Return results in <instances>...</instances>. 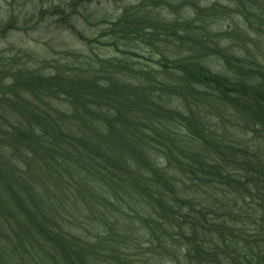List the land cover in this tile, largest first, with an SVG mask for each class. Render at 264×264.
I'll return each instance as SVG.
<instances>
[{
    "label": "trees",
    "instance_id": "16d2710c",
    "mask_svg": "<svg viewBox=\"0 0 264 264\" xmlns=\"http://www.w3.org/2000/svg\"><path fill=\"white\" fill-rule=\"evenodd\" d=\"M148 8L159 15V2L148 0L100 36L107 40L98 45L119 58H102L88 39L76 66L24 71L7 103L0 99V262L17 257L9 243L38 245L32 251L45 254L43 264L79 256L67 237L85 241L60 231L63 217H83L80 230L127 233L125 200L151 236L143 243L150 249L135 251L172 264H264V65L228 49L212 52L228 73L176 65L158 44L188 24L141 15ZM186 37L183 49L201 50ZM139 45L151 65L133 63ZM194 94L203 109L240 117L241 136L225 142L168 107L185 100L192 115ZM173 128L188 134L179 140Z\"/></svg>",
    "mask_w": 264,
    "mask_h": 264
},
{
    "label": "rangeland",
    "instance_id": "374dc122",
    "mask_svg": "<svg viewBox=\"0 0 264 264\" xmlns=\"http://www.w3.org/2000/svg\"><path fill=\"white\" fill-rule=\"evenodd\" d=\"M146 1L148 2V0H75L72 3L70 0H0V99L6 100L7 103L12 97L10 88L16 81L21 80L24 71L33 70L37 74L46 75L51 66L59 68L60 71L67 70L66 63L76 66V56H86L89 53V46L86 43L88 39L96 41L97 44L93 45V49L102 58H119L115 57L108 48L98 45L107 40L100 36L104 35L110 24H117L119 20L125 19L127 13L132 12L139 5H144ZM157 2L160 7L157 8L159 15L155 8H148L154 10H149L152 11L150 14L142 12L141 15L145 17L147 15L148 18L155 17V20L170 19L176 20L177 23L188 24L185 27L180 24L175 31L164 32L168 38L158 44L165 55L172 54L177 58L176 65L186 64L189 69L208 70L215 76L228 73V66L219 56L212 54L213 51L220 49L232 50L235 53L234 58H242L243 61L251 64L264 65V0H157ZM52 7H58L56 16L52 14ZM58 17H62L61 23ZM259 24L261 25L258 27ZM253 25L258 31L252 27ZM175 33L182 38L181 41L175 37ZM186 34V38H195V41L199 42L201 50L196 46L188 52L181 47L180 44ZM186 40L185 44L190 47L191 42ZM136 52L139 57H132L133 63L151 65L150 61L144 59L148 58L145 46L139 45ZM247 54L250 60H245L243 57ZM173 66L172 64L170 68ZM192 97L194 100L190 107H195L194 105L197 104L198 108L195 107V110L200 111L201 117H198L195 110L192 115L189 113L191 108L185 100L172 101V105L168 107L177 108L182 119L196 120L197 123L202 124L205 132L214 134V137L224 138L225 142H228L232 136H241L243 126L238 124L241 118L236 117L233 111L228 110L223 114L215 113L210 108L205 110L200 104L201 97L196 94ZM222 119L224 120L221 121ZM252 130L250 127L248 134H251ZM172 131L171 134H180L179 140L184 138L182 134H188L176 128ZM126 202L123 201L125 211L122 219L125 222L128 220V228L129 222H132L127 233L113 232L112 228L110 232L106 229V234L103 233L104 227H100L96 232L89 225H84L80 230L79 222L83 217L79 219V216L68 222L66 217L59 219L60 231L63 234L81 236V240L84 239L85 242L74 243L67 237L68 243L73 244L72 251L79 256L72 254L69 256L72 259L65 256L67 261L64 262L56 256L58 261L54 263L172 264L167 258L154 259L151 250L150 252L134 250L135 247L144 249L151 247L143 244L148 242L151 236L148 232L142 234L139 231L140 218L133 213L132 204L127 205ZM40 204L45 207L50 205L45 202ZM119 218L118 223L121 221V217ZM98 236L105 238L101 244L95 239ZM131 238L133 239L130 241ZM116 241H120V245ZM8 245L11 247L7 250L17 254V257H1L0 264L44 263L40 258L45 257V254L40 250V252L35 251L37 254L32 251L39 247L38 245H29V243L20 246L14 243ZM3 249H5L3 253L6 254L8 251L5 245ZM137 255H143L145 260L142 257L132 259ZM22 260L27 261L22 263Z\"/></svg>",
    "mask_w": 264,
    "mask_h": 264
}]
</instances>
